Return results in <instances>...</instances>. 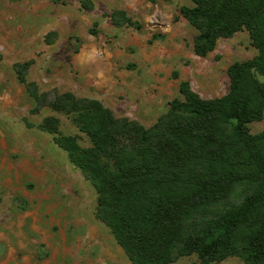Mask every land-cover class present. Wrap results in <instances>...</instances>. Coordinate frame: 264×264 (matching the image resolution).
Here are the masks:
<instances>
[{
  "label": "rangeland",
  "instance_id": "rangeland-1",
  "mask_svg": "<svg viewBox=\"0 0 264 264\" xmlns=\"http://www.w3.org/2000/svg\"><path fill=\"white\" fill-rule=\"evenodd\" d=\"M86 1L91 9L84 0H0V264H130L96 217L94 188L38 126L50 116L62 134L88 140L64 114L31 112L18 65L28 64L26 81L49 101L71 92L149 127L181 98V82L203 99L220 98L228 67L256 55L242 30L196 56V30L180 14L188 0ZM249 129L263 133L264 115Z\"/></svg>",
  "mask_w": 264,
  "mask_h": 264
},
{
  "label": "trees",
  "instance_id": "trees-1",
  "mask_svg": "<svg viewBox=\"0 0 264 264\" xmlns=\"http://www.w3.org/2000/svg\"><path fill=\"white\" fill-rule=\"evenodd\" d=\"M188 1L180 14L196 30V56L242 30L256 50L228 67L229 89L220 98L203 99L183 81L181 98L145 127L71 92L49 101L26 81L28 64L17 66V78L35 103L32 113L46 106L64 114L88 140L82 146L62 134L50 116L38 126L92 185L96 217L130 264L191 256L198 264L231 257L264 264V132L249 129L264 115V0Z\"/></svg>",
  "mask_w": 264,
  "mask_h": 264
}]
</instances>
